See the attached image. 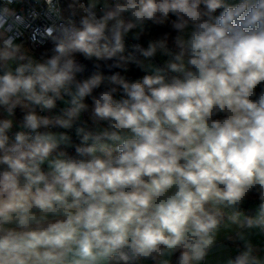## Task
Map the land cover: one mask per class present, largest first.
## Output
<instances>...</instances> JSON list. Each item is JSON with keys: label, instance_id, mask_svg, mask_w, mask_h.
<instances>
[{"label": "clouds", "instance_id": "1", "mask_svg": "<svg viewBox=\"0 0 264 264\" xmlns=\"http://www.w3.org/2000/svg\"><path fill=\"white\" fill-rule=\"evenodd\" d=\"M14 2L0 264H264V0Z\"/></svg>", "mask_w": 264, "mask_h": 264}, {"label": "built area", "instance_id": "2", "mask_svg": "<svg viewBox=\"0 0 264 264\" xmlns=\"http://www.w3.org/2000/svg\"><path fill=\"white\" fill-rule=\"evenodd\" d=\"M72 2H73V0H61V7L64 11L65 16L70 15L71 9L68 6ZM80 2L85 3V4L87 3L86 0H80ZM10 7L15 8L21 14L27 13L32 8H36L38 11H41V18L32 23L33 28L37 27V26L43 27L48 23V21L44 18V15H43V11H42L43 5L37 6L35 4V0H16V2H14L12 5H10ZM77 19H78V17H77ZM31 34H32V28H28L27 31L25 32V36L23 37V40H24L26 46L29 49H31L32 53L39 55V53L43 50V48L51 45L50 41L46 42L44 45L32 44L31 40H30ZM150 38H154V36L147 37V35H146V37L144 39H142L141 42L143 44H145V46H146V43H147L148 39H150ZM133 43H134L133 41L129 40L128 46H126V48L132 49L131 45ZM89 64H91V63H89Z\"/></svg>", "mask_w": 264, "mask_h": 264}, {"label": "crops", "instance_id": "3", "mask_svg": "<svg viewBox=\"0 0 264 264\" xmlns=\"http://www.w3.org/2000/svg\"><path fill=\"white\" fill-rule=\"evenodd\" d=\"M86 2H87V0H86ZM145 37H146V35L144 36V38ZM40 53H39V55H40ZM32 54L36 57H39V55H37V54H34V53H32ZM224 255H226V252L214 251L208 258V264H218V261L222 260Z\"/></svg>", "mask_w": 264, "mask_h": 264}, {"label": "trees", "instance_id": "4", "mask_svg": "<svg viewBox=\"0 0 264 264\" xmlns=\"http://www.w3.org/2000/svg\"><path fill=\"white\" fill-rule=\"evenodd\" d=\"M70 12H71V10H70ZM162 31H163V29L155 28V27H154V28L152 29V32H151V35H150V36H154V38H155V37H157ZM150 36L147 35V37H150ZM45 48H49V47L46 46ZM45 48H44V49H45ZM44 49H43V50H44ZM43 50H42V51H43ZM131 51H132V49H130V48H126V50H125V54H128V53H130ZM136 75H137V76H140L141 74H140V73H136Z\"/></svg>", "mask_w": 264, "mask_h": 264}, {"label": "rangeland", "instance_id": "5", "mask_svg": "<svg viewBox=\"0 0 264 264\" xmlns=\"http://www.w3.org/2000/svg\"><path fill=\"white\" fill-rule=\"evenodd\" d=\"M47 47H51V45H50V46H47ZM43 49H44V48H43ZM81 60L83 61V57H81ZM83 62L87 64V67H88V71H89V72H92V71L95 70V69L93 68L92 64H89V62H87V61H83Z\"/></svg>", "mask_w": 264, "mask_h": 264}]
</instances>
